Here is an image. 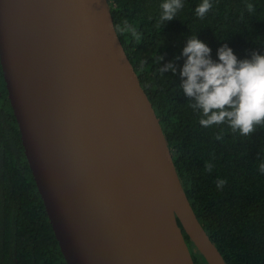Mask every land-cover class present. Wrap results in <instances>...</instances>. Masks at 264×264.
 <instances>
[{"label": "water", "instance_id": "obj_1", "mask_svg": "<svg viewBox=\"0 0 264 264\" xmlns=\"http://www.w3.org/2000/svg\"><path fill=\"white\" fill-rule=\"evenodd\" d=\"M0 60L68 264H226L196 215L109 0H0Z\"/></svg>", "mask_w": 264, "mask_h": 264}, {"label": "trees", "instance_id": "obj_2", "mask_svg": "<svg viewBox=\"0 0 264 264\" xmlns=\"http://www.w3.org/2000/svg\"><path fill=\"white\" fill-rule=\"evenodd\" d=\"M117 32L160 120L183 187L199 221L226 264H264V127L251 137L227 123L205 128L200 110L184 95L182 49L196 35L211 49L223 44L238 59L264 55V0H183L176 18L162 27L164 0H109ZM253 4L254 12L246 5ZM135 29L141 39L133 37ZM160 56L163 59L160 60ZM179 56V59L175 57ZM160 60V61H159ZM172 61L177 71L159 68ZM217 134L222 139H216ZM212 170L206 169V164ZM226 184L217 188V180ZM196 264H209L184 231ZM0 264H68L28 162L0 60Z\"/></svg>", "mask_w": 264, "mask_h": 264}, {"label": "clouds", "instance_id": "obj_3", "mask_svg": "<svg viewBox=\"0 0 264 264\" xmlns=\"http://www.w3.org/2000/svg\"><path fill=\"white\" fill-rule=\"evenodd\" d=\"M183 6V0H164L160 5L161 27L176 18ZM211 8V0H202L195 11L203 18ZM246 8L250 13L255 11L251 3ZM131 32L137 40L141 39L135 29ZM182 55L186 59L180 70L181 87L192 101L190 107L202 112L201 126L208 128L227 123L233 132L243 137H251L258 128L264 127V55L253 51L250 59H238L233 49L223 44L217 50L219 62H216L211 58L210 47L196 35L187 39ZM168 71H177L174 62L169 61L159 68L161 74ZM216 139L222 136L217 134ZM206 169L211 171L212 165L206 164ZM259 170L264 173V163L259 165ZM225 184L226 180L219 179L216 186L222 189Z\"/></svg>", "mask_w": 264, "mask_h": 264}, {"label": "flooded vegetation", "instance_id": "obj_4", "mask_svg": "<svg viewBox=\"0 0 264 264\" xmlns=\"http://www.w3.org/2000/svg\"><path fill=\"white\" fill-rule=\"evenodd\" d=\"M185 239H186V237H185ZM186 241H187V239H186ZM187 243H188V245H189V247H190V251H191V253H192L193 257H194L193 249H192V247H191V245H190V243H189L188 241H187Z\"/></svg>", "mask_w": 264, "mask_h": 264}]
</instances>
